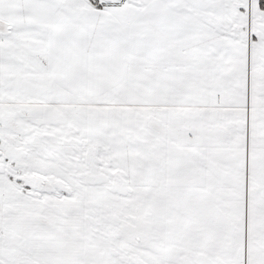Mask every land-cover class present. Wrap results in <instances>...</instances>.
<instances>
[{
  "label": "snow or ice",
  "instance_id": "snow-or-ice-1",
  "mask_svg": "<svg viewBox=\"0 0 264 264\" xmlns=\"http://www.w3.org/2000/svg\"><path fill=\"white\" fill-rule=\"evenodd\" d=\"M0 264H264V0H0Z\"/></svg>",
  "mask_w": 264,
  "mask_h": 264
}]
</instances>
